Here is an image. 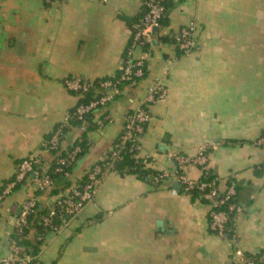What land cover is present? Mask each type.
Segmentation results:
<instances>
[{"label":"crops","instance_id":"0c3cea01","mask_svg":"<svg viewBox=\"0 0 264 264\" xmlns=\"http://www.w3.org/2000/svg\"><path fill=\"white\" fill-rule=\"evenodd\" d=\"M169 1L167 25L146 57V77L64 133L66 143L82 135L87 141L69 179L74 184L106 159L126 115L159 80L165 96L149 108L138 157L170 174L173 155L193 158L206 148V169L219 190L229 183L236 188L230 235L212 233L210 207L174 189L173 178L154 188L110 171L92 204L66 227L46 232L36 264H234L236 250L264 256V147L257 145L264 133V0ZM142 3L0 0V192L30 154L48 167L45 138L79 101L64 80L114 76L131 37L125 19L136 18ZM189 24L196 44L190 53L158 40ZM141 55L134 51V58ZM187 176L198 181L200 168L189 166ZM30 194L20 185L0 202V260ZM52 199L37 196L40 209Z\"/></svg>","mask_w":264,"mask_h":264},{"label":"built area","instance_id":"2783aa9c","mask_svg":"<svg viewBox=\"0 0 264 264\" xmlns=\"http://www.w3.org/2000/svg\"><path fill=\"white\" fill-rule=\"evenodd\" d=\"M50 2L51 0H44ZM163 0H143L142 5L145 8L143 16L134 24L130 42L125 50L126 61L122 66V74L119 79L111 80H84L79 77H68L64 80V87L70 94L77 96L79 99L89 96L85 102L78 103L70 111L62 123H60L52 132L48 141L46 151L58 150L61 143L62 128L68 125L71 119L82 121L83 118L96 109H104L111 104L116 97L120 96L121 90L119 85L123 82L130 81L132 78H142L143 69L146 63L147 52L143 51V46L152 42L155 34L163 28H160V20L164 15ZM195 26L189 24L180 29L175 36V47L181 54H188L195 49L194 41ZM140 49L142 55L134 58V51ZM165 96L164 87L159 80L148 87L145 95L136 109L125 118L122 134L118 143L110 151L109 159H104L99 164H95L85 175L86 180L81 185H74L64 193L53 197L47 207V213L42 218L44 227L51 230H58L66 227L70 220L77 216L88 204H92L96 194V188L102 177L113 170V162L119 159L121 150L127 149L129 152L138 156L140 152V139L142 138L146 124L149 120V108ZM108 120V118H106ZM257 145L264 147V134L258 140ZM206 148H201L199 153L193 157H185L175 154L173 158V171L160 172L158 176L152 177L155 184L164 182L169 177L179 184L182 193L186 194L193 189L201 193L202 199L210 207L208 214L210 230L219 237L227 234V225L230 217L238 211V206L234 202L235 188L232 184L228 185L223 191H220L217 180L212 179L208 182L193 181L187 176V168L196 166L201 170V176L207 174L206 165L208 155ZM80 153V148L76 147L67 154L66 159H59L55 173H62L63 167L67 163H72ZM148 160L147 158H143ZM42 159L38 154H30L17 164L16 172L13 178L4 186L0 192V202L18 186L27 185L30 190V196L22 203L20 213L14 224L13 235H20L26 225L27 216L34 212L37 206L38 191H43L52 185L49 175L40 171ZM264 173V164L259 168ZM68 176V173H64ZM176 192V191H174ZM8 254L0 260V264H28L31 258L21 255V248L11 241L8 246ZM236 260L234 264H263L261 262L248 260L244 253L239 250L235 252Z\"/></svg>","mask_w":264,"mask_h":264},{"label":"trees","instance_id":"16d2710c","mask_svg":"<svg viewBox=\"0 0 264 264\" xmlns=\"http://www.w3.org/2000/svg\"><path fill=\"white\" fill-rule=\"evenodd\" d=\"M162 4L164 6V15L162 16V18L159 22L161 29L167 25V15L172 8V5H171L169 0H163ZM144 12H145V8L142 5L141 11L136 18H133V19H127L126 18L125 19L126 23L128 24V26L131 30V35L133 32L134 24L143 16ZM159 32H157L155 35L157 36ZM175 36H172L170 38H168V36L159 37L158 40H160L161 42L172 41L173 43H175ZM129 42H130V40H129ZM152 47H153V44L151 42L150 44L144 45L142 49H143V51H146L147 53H149V51L152 49ZM176 50H177V48H176ZM178 53H180V52L178 51ZM125 61H126V55L124 52L122 66L124 65ZM122 69L123 68L121 67L115 73L114 76L102 78L101 80L114 81V80L119 79L120 75L122 74ZM146 75H147V62L145 63V67L143 69L142 78H132L130 81L123 82L122 84L119 85L121 93L128 86L137 84L139 81L144 79L146 77ZM118 97H116V98H118ZM88 99H89V96L82 98V99H79L78 103L85 102ZM99 110H101V109H96V110L92 111L91 113L87 114L83 118L82 121H76L74 119H71L69 121L68 125H66L62 128V134L64 135V133L67 131L68 126L79 125L80 123L84 122L88 116H90L92 113L99 111ZM131 113L127 114L126 116L130 115ZM123 126H124V124H123ZM121 134H122V130H121L120 134L118 135L117 139L114 141L112 148L118 143V140H119V137L121 136ZM262 134H264V133H262ZM50 138H51V134H49L45 138V145H44L45 149L48 148V141L50 140ZM66 141H67V139L65 140V138L62 136V138H61L62 144H60L58 150L50 151L51 158H50L49 163L47 164L48 167L45 170H43L42 167L40 168L41 172L50 176V178L52 180V185L50 186V188H48L46 190L36 192L35 193L36 196L46 194L47 197H56V196L60 195L63 191L70 189L74 185H81L86 180V177L84 176V177L80 178L78 181H76L74 184H72L71 180L69 179L71 176V169L74 166V163L80 157H82L87 150V141L85 139V136L82 135V137L79 141H75L73 143H69V142L66 143ZM76 147L80 148V153L77 155V158L75 159V161L72 163H67L66 166L63 167L62 173H55L54 170L58 166V160L59 159H66L67 154L69 152L73 151ZM109 155H110V153L107 155L105 161H107L109 159ZM97 164H99V163H97ZM147 164H148V160H144V159L136 156V154L131 153L127 149H125V150H121V152L119 153V159H117L113 162V170L112 171H115L120 175H126V174L135 175L138 179H140L142 181L147 180L148 182H150L154 186V188H157L162 184V182H157L154 184L152 182L151 178L158 176L160 172H156V171L151 170L150 168H148ZM64 173H68V176H65ZM212 179H215V177L213 175H211L210 172L207 170V174L206 175L202 174L199 181L208 182V181H211ZM228 185H230V183ZM234 188H235V186H234ZM179 192L182 193V189H180ZM235 192H236V188H235ZM186 194L189 195L192 200L198 199L201 202L205 203L204 200L202 199L201 193L199 191H197L196 189H193ZM235 195H236V193H235ZM234 202H235V197H234ZM40 206H41L40 204H37L34 212L27 216L26 225L23 228L22 233L20 235H13L12 236V240L15 241L16 245H18L21 248V255L22 256H28L31 258V261L28 264H36L35 258L38 256V254L40 252V247L42 244V238L46 234V232L52 231L50 228L44 227L42 224V218L46 215L47 208L42 206L40 209ZM234 215H232L230 217L231 219L227 225V234L228 235H230V230H231L232 220L234 218ZM244 257L248 260L257 261V262H261L264 264V256H262V255H246V254H244Z\"/></svg>","mask_w":264,"mask_h":264},{"label":"water","instance_id":"95a60500","mask_svg":"<svg viewBox=\"0 0 264 264\" xmlns=\"http://www.w3.org/2000/svg\"><path fill=\"white\" fill-rule=\"evenodd\" d=\"M173 188L176 189V190H179L180 189V186H179V184L174 183L173 184ZM19 213H20V211H19Z\"/></svg>","mask_w":264,"mask_h":264}]
</instances>
